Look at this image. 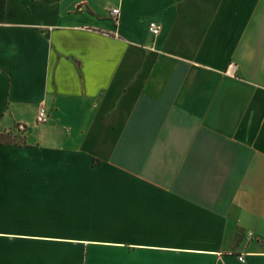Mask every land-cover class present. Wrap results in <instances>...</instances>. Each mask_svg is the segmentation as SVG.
I'll list each match as a JSON object with an SVG mask.
<instances>
[{
  "label": "crops",
  "instance_id": "1",
  "mask_svg": "<svg viewBox=\"0 0 264 264\" xmlns=\"http://www.w3.org/2000/svg\"><path fill=\"white\" fill-rule=\"evenodd\" d=\"M9 132L0 264H264V0H0Z\"/></svg>",
  "mask_w": 264,
  "mask_h": 264
},
{
  "label": "built area",
  "instance_id": "2",
  "mask_svg": "<svg viewBox=\"0 0 264 264\" xmlns=\"http://www.w3.org/2000/svg\"><path fill=\"white\" fill-rule=\"evenodd\" d=\"M119 12L120 10L118 8H115L111 11V15L113 16V19L115 20V22L117 23L119 21ZM149 31L151 32V34L156 37L158 36L161 31H162V24L157 22V21H150L149 25H148ZM236 65L232 64L230 71L232 70L235 71ZM229 71V72H230ZM49 119L48 113L46 111L45 108H41L38 114V121L39 122H47ZM22 129H24L23 127H21ZM239 259L241 262H245V258L244 255L239 256Z\"/></svg>",
  "mask_w": 264,
  "mask_h": 264
},
{
  "label": "trees",
  "instance_id": "3",
  "mask_svg": "<svg viewBox=\"0 0 264 264\" xmlns=\"http://www.w3.org/2000/svg\"><path fill=\"white\" fill-rule=\"evenodd\" d=\"M0 143L2 144H25L24 136L14 135L13 133H0Z\"/></svg>",
  "mask_w": 264,
  "mask_h": 264
}]
</instances>
